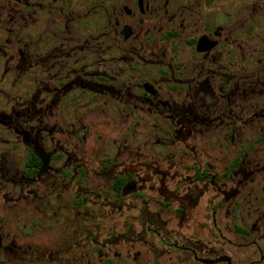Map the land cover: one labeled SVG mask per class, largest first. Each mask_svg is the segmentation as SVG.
I'll return each instance as SVG.
<instances>
[{"label":"rangeland","instance_id":"1","mask_svg":"<svg viewBox=\"0 0 264 264\" xmlns=\"http://www.w3.org/2000/svg\"><path fill=\"white\" fill-rule=\"evenodd\" d=\"M82 1H99L101 10L116 2ZM170 1L193 8L201 21L222 24L229 33V40L209 54L226 62L213 67L216 97L205 114L213 126L188 133L186 127L180 130L182 120H163L142 104L135 111L125 91L136 93V88H113L124 90V97L107 103L81 89L67 98L64 93L53 108V142L33 134L17 144L16 138L0 135L16 144L0 145L5 149L0 183L8 182L7 193L9 181L23 174V164L30 161L33 143L43 154L49 153L46 145L51 143L67 149L50 162L49 174L56 181L53 192L45 186L38 199H21V204L15 194H9L13 200L6 203L0 198L7 234L0 264H264V96L257 105L249 99L264 79V0ZM78 10L85 13L84 6ZM91 16L83 21L89 34L77 39L71 32L74 26L68 35L74 39L53 41L57 45L52 48L60 45L54 50L62 54L53 73L63 63L80 72L94 71L93 48L85 51L84 46L102 20ZM58 26L61 23L55 25L57 30ZM174 26L149 15L141 31L159 43ZM178 44L179 37L166 44L164 56L160 45L156 51L154 45V62L145 71L133 68L139 77L129 79L132 85L144 75L159 89V98L170 105L178 101L172 76ZM62 76L60 72L51 78L56 83ZM228 91L236 126L225 130L219 126V112L228 109ZM80 124L91 131L84 146Z\"/></svg>","mask_w":264,"mask_h":264},{"label":"flooded vegetation","instance_id":"2","mask_svg":"<svg viewBox=\"0 0 264 264\" xmlns=\"http://www.w3.org/2000/svg\"><path fill=\"white\" fill-rule=\"evenodd\" d=\"M147 2L148 0H131L130 3H126L116 0L114 3H107L101 10L102 5L99 1L83 3L82 0H0V135L16 138L13 142L17 144L31 138L33 134L36 135L33 138L40 137L53 142L54 127L51 122L53 108L64 93L67 98L74 89L88 91L97 97L96 100L103 99V103L117 101L116 98L124 97L121 93L126 92V96L131 97L127 104L135 111L137 105L142 104L140 106L145 107L147 112L163 120L176 119L178 122L182 120L179 122L180 130L185 127L188 133H202L204 129L209 130L213 123L205 114L209 113L206 111L209 110L206 105L212 103L216 97L212 83L213 67H224L226 64L209 54L223 41L229 40L228 32H225L222 24L212 25L210 21H201L198 12L183 3L175 5L170 0H162L161 3ZM82 6L85 9L83 14L78 10ZM92 14L97 17V21L102 20L94 27L92 35L84 46L85 51L93 48L94 60L91 67L95 68L94 71L88 69L80 72L81 70L68 68L69 66L63 63L62 68H57L53 73V68L56 66L54 62L62 55L61 52L54 50L60 45L52 48L57 45L53 44V41L59 43L60 39H74L68 37L69 29L74 26L71 32L77 39L89 34L90 32L83 27V21L92 18ZM149 15L161 23H175L173 29L163 33L158 40L159 43H156L157 40H151L154 38L153 35L151 38L146 37L148 31H141ZM58 23H61V26H58L59 30L55 28ZM161 29L162 25H159L158 30ZM177 37H179L178 54L172 76H176L174 85L177 89L174 93L180 99L170 105L167 100L159 98V89L148 81L149 79L144 80V75L138 79L136 86H133L129 79L139 77L132 72L134 67L145 71V67L154 62L151 58V55H154V45L155 51L156 44L160 45L162 50L159 52L162 51L161 55L164 56V46L170 45L172 39ZM67 55L69 53L64 56ZM242 58L243 54H239V61ZM162 66L165 68V63H162ZM60 72L65 73V76L54 83L51 77L54 74L58 76ZM263 80L257 85L258 90L250 93L249 96L256 105L261 102V96H264ZM115 87L136 88L137 92L113 91ZM229 94L228 91L227 111L219 112L221 117L219 126H223L225 130H228L230 125L233 128L236 126L235 120L231 117ZM241 100L243 101L244 98ZM166 108L169 113L166 112ZM129 114L127 112L126 116L128 117ZM199 114L204 117H200ZM236 118L241 119L240 111ZM78 130L84 132L81 140L84 146L86 137L91 131L85 124H80ZM5 142H8V146L16 148V144L12 145L9 141L0 139V145H4ZM4 150H0L1 165V152ZM39 150H41L39 145L33 143L31 149L33 153L30 155V161L23 164V174L15 175L17 178L9 181L12 182L8 190L11 192L5 191L8 182L0 183V198L4 203L13 200L9 194L17 196L18 204L22 201L34 202L38 199L41 188L45 186V189L50 188L52 192L55 190V178L49 174L50 162L56 153L65 155L67 149L64 145L51 143L46 145V151L49 153L43 154L44 152ZM67 156L70 157L69 154ZM2 215L0 217L1 259L6 255L2 244L7 237L5 218ZM14 239L15 237L11 241L15 242ZM16 245L20 247L19 244Z\"/></svg>","mask_w":264,"mask_h":264},{"label":"trees","instance_id":"3","mask_svg":"<svg viewBox=\"0 0 264 264\" xmlns=\"http://www.w3.org/2000/svg\"><path fill=\"white\" fill-rule=\"evenodd\" d=\"M107 264H113L112 262H108ZM152 264H158L157 262H153Z\"/></svg>","mask_w":264,"mask_h":264}]
</instances>
